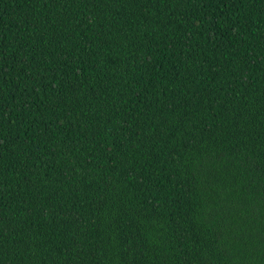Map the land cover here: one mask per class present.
<instances>
[{
    "label": "trees",
    "instance_id": "trees-1",
    "mask_svg": "<svg viewBox=\"0 0 264 264\" xmlns=\"http://www.w3.org/2000/svg\"><path fill=\"white\" fill-rule=\"evenodd\" d=\"M0 264H264V0H0Z\"/></svg>",
    "mask_w": 264,
    "mask_h": 264
}]
</instances>
